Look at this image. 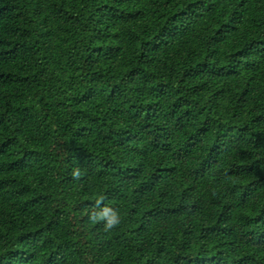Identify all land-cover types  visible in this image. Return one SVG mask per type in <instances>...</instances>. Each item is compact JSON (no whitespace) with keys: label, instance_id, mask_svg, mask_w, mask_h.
I'll return each mask as SVG.
<instances>
[{"label":"trees","instance_id":"trees-1","mask_svg":"<svg viewBox=\"0 0 264 264\" xmlns=\"http://www.w3.org/2000/svg\"><path fill=\"white\" fill-rule=\"evenodd\" d=\"M0 264H264V0H0Z\"/></svg>","mask_w":264,"mask_h":264},{"label":"clouds","instance_id":"clouds-1","mask_svg":"<svg viewBox=\"0 0 264 264\" xmlns=\"http://www.w3.org/2000/svg\"><path fill=\"white\" fill-rule=\"evenodd\" d=\"M101 202L102 201H97V204L99 205ZM90 218L93 220V222H95L96 220H101V219L106 218L107 219V224H106L107 229H111L112 227H114L115 225L119 223L118 214L108 207H105L101 214L97 215L96 213H94Z\"/></svg>","mask_w":264,"mask_h":264}]
</instances>
